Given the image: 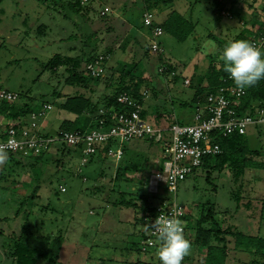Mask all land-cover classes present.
I'll use <instances>...</instances> for the list:
<instances>
[{
  "label": "rangeland",
  "instance_id": "obj_1",
  "mask_svg": "<svg viewBox=\"0 0 264 264\" xmlns=\"http://www.w3.org/2000/svg\"><path fill=\"white\" fill-rule=\"evenodd\" d=\"M121 1L93 0L87 8L72 10L60 0H0V91L19 93L12 102L18 111L45 102L53 105L44 118L37 119L42 134L75 126L63 121L78 116L64 103L72 96L91 95L93 81L86 87L71 85L66 65L48 67L55 54L85 59L111 48L105 75L96 81L111 82V91L118 86L123 71L128 79L136 73L147 74L149 97L142 117L155 127L168 128L174 122L194 121L196 103L192 98L200 79L223 66L218 59L220 52L229 41L240 40L237 35L243 30L238 16L230 19L221 14L223 9L236 10L230 4L233 0L193 1L191 9L174 6L171 11L180 12L194 29L180 40L165 26L160 41L166 52L158 57L145 52L149 42L142 46L124 42L125 28L119 20L114 28H105L104 24L115 18L112 5L119 9ZM104 9L107 16L100 13ZM162 9L163 5L154 11L165 23ZM162 62L172 64L179 74L168 85L169 71L159 72ZM186 76L191 79L188 85L184 83ZM5 101L0 97V106ZM182 101L187 104L182 105ZM246 139L250 149L260 150L253 158L264 162V127L250 128ZM160 144L149 138L125 140L122 159L96 154L84 165L80 164L81 150L62 141L39 156L9 151L8 163L0 168V264H18L16 243L28 234L62 237L57 259L37 255L38 264H157L156 254L151 256L140 246L147 227L138 218L141 210L135 203L143 195L153 204L172 196L197 218L210 212L223 229L264 236V168H245L237 173L226 166L221 173H207L202 165L178 183L175 196L153 195L148 192L146 178L158 159L162 166ZM66 146L69 154L64 156ZM211 225V220L205 223L206 227ZM190 230V264H198L204 260L205 248L195 245L196 232ZM225 242L230 249L228 264H248L253 258L251 252L235 247L233 234H226Z\"/></svg>",
  "mask_w": 264,
  "mask_h": 264
},
{
  "label": "built area",
  "instance_id": "obj_2",
  "mask_svg": "<svg viewBox=\"0 0 264 264\" xmlns=\"http://www.w3.org/2000/svg\"><path fill=\"white\" fill-rule=\"evenodd\" d=\"M135 1L142 4L141 20L149 30L150 52L158 57L164 56L166 49L160 41L165 31L163 26L156 20L154 9L146 7V0ZM80 2L86 5L90 4L91 0H80ZM101 13L104 15L106 11L103 10ZM221 14L229 18L233 17V14L226 9H223ZM250 42L264 53V27L255 32ZM110 57L111 55L106 53H97L86 65L88 74L93 78L104 76ZM168 71L171 76L177 74L167 63L162 62L159 72ZM222 80L223 85L216 92L208 93L203 102L197 101L194 121L190 124L174 123L169 128H160L144 120L142 117L144 102L149 97V89L145 87L140 93L141 98L123 91L117 97L120 108L111 106L99 110L101 115L106 113L111 115L112 123L107 127H104L103 122L106 119L103 118L99 127L87 130L58 129L55 133L42 134L37 119L44 118L53 108L51 103L45 102L37 108H32L26 116L21 114L14 122L5 126L0 125V143L6 144L12 140L14 143L10 152L40 155L49 151L55 142L62 141L81 150L80 164L84 165L96 154L122 159L125 152L122 142L125 140L153 139L161 142L164 159L162 166L149 176L148 192L153 195L168 193L175 196L181 180L202 166L206 159L222 152L219 143L221 138L234 134L243 135L250 128L264 127V103L254 104L250 112L240 111V99L246 95L247 89L241 91L229 75L224 76ZM185 83L189 84V80L186 79ZM0 97L13 102L18 99L19 93L2 89ZM62 190H65V187ZM190 213V210L176 202L172 196L161 199L155 213L144 212L147 231L140 242L141 250L150 252L151 256L157 253L160 242L149 229V225L159 215L178 217L183 222L185 238L189 240L193 237L189 226ZM156 258L157 264H161L157 255ZM182 264H187L186 257Z\"/></svg>",
  "mask_w": 264,
  "mask_h": 264
},
{
  "label": "trees",
  "instance_id": "obj_3",
  "mask_svg": "<svg viewBox=\"0 0 264 264\" xmlns=\"http://www.w3.org/2000/svg\"><path fill=\"white\" fill-rule=\"evenodd\" d=\"M59 0H56L58 2ZM64 1V2H63ZM173 0H146V7L151 9H158L161 5H170ZM201 0H194L197 3ZM64 5L68 6L72 10L87 8L88 5L81 4L80 0H60ZM142 21V20H141ZM164 30L165 26L170 27L176 36L180 40H185L188 35L193 31L194 25L189 23L180 12L173 10L167 17L165 23H160ZM264 27V22L260 25L259 29ZM174 28V29H173ZM257 29V30H259ZM111 48L100 53H106L111 55ZM150 49L146 50L149 53ZM94 52V51H91ZM97 53L85 57V59L79 57L65 56L62 54H55L48 62V67L54 69L61 65H66L70 71V76L67 78V83L74 85H81L86 87L89 85L91 79H96L91 77L86 69L88 62L93 60ZM83 69L79 71V68ZM169 68L173 69V65L169 64ZM86 72V74H85ZM228 74L223 71V66L219 69H211L207 74H205L204 79L198 85L196 94L200 98H196L197 101L203 102L208 93L216 92L223 85V77ZM99 78V77H98ZM145 78L143 76H136L135 74L131 77L125 78V71L122 72V79L118 86L111 91L107 92L106 95V106L103 108H109L111 106H116L120 108L121 105L117 101L118 95L127 91L137 98H141V91L143 90ZM143 84V85H142ZM247 93L245 96L241 97L239 108L240 111L246 112L253 109L254 104L261 105L264 103V79H261L255 86L246 88ZM204 96H201L203 95ZM73 97V96H72ZM69 97L64 103L66 109L72 113H76L78 116L73 120H66L64 123L69 122L75 126L61 127L64 130H87L90 128H95L101 126L102 119L105 118L104 127L109 126L111 122L110 113L100 114L98 102L95 103L90 97H85L83 95H78L76 97ZM15 106L12 102L5 101L0 106V118L14 117L17 119L21 114L27 115L32 109L29 107H23L21 110H15ZM144 111V110H143ZM87 113L95 114V116H88ZM143 114V112H142ZM79 116H82L80 118ZM247 133L243 135L234 134L231 136H226L220 139L219 143L222 148V152L210 159H206L203 166L207 169V173L210 171H216L221 173L226 166H229L233 171L241 173L245 168H264V162L253 158V155L257 156L260 154L259 149H250L247 145L246 139ZM68 145V144H67ZM70 146V145H68ZM66 146L62 150V154L65 156L69 154V147ZM77 149V148H76ZM79 149V148H78ZM42 155V154H40ZM39 156V155H38ZM195 171V170H194ZM145 198L146 209L149 212L155 213L156 206L152 203L147 202V197L145 195L141 196ZM212 209H208V211ZM262 217L264 218V202L261 206ZM210 213V212H208ZM206 214V216H199L198 218L191 212L190 213V223L189 226L196 232L194 237V243L197 246L205 248L204 260L198 264H228L227 259L229 256V247L226 241V234L231 233L235 237V247L240 251H249L252 253L253 258L248 264H264V236L251 235L244 233L239 230H232L230 228L223 229L218 221L214 218L213 214ZM142 220L146 224L144 217ZM211 220L212 225L206 227L205 223ZM147 227V224H146ZM145 237V235L143 236ZM190 240V239H189ZM62 245V237L57 236L52 238L49 235L44 237L37 236L34 234H28L17 241L15 247V259L18 264H38L37 255L44 258H51L56 260L59 255V250ZM190 255V254H189ZM186 256V263L190 264V257Z\"/></svg>",
  "mask_w": 264,
  "mask_h": 264
},
{
  "label": "crops",
  "instance_id": "obj_4",
  "mask_svg": "<svg viewBox=\"0 0 264 264\" xmlns=\"http://www.w3.org/2000/svg\"><path fill=\"white\" fill-rule=\"evenodd\" d=\"M92 1L93 0H91L90 4L92 3ZM99 1H101V0H99ZM193 1L194 0H192V2H191V0H173L170 5H163V9L161 10L164 12V16H165L163 20H165L168 17V15L170 14V11L172 10V8L174 6L178 7V9H180V10L183 8L186 9L187 7H188V9H191L194 5ZM180 3H182L181 7H179ZM230 4H232L236 8V10L233 11V10L228 8V5H226V7L228 8L227 10H229L233 14V17L230 19H235L238 16V18L236 20L238 21L239 25H242L240 27L243 28V30H241V32L237 35V38L240 40L245 39L247 41H250L251 38L253 37V35L255 34V32L257 31V29H259L260 25L262 24V21L264 22V0H233L230 2ZM119 6H120L119 9H116L112 5L111 14L115 15V18H113V20L110 21L109 23L104 24L105 28H114L115 22L119 20L122 28H125L124 42H127L129 46L130 45L135 46L137 44H140V46H142L143 42L148 43L149 42V37H148L149 30L147 27H145L143 25V23L141 21L142 10H143L142 4L135 1V0H122ZM125 10L127 11V13ZM102 11L103 10H101V12ZM105 11H106V14H104V16H107L108 15L107 10H105ZM101 15H103V14L101 13ZM129 18L133 19L132 22L129 21ZM135 20L137 21L136 23H134ZM157 20H158V22H160L159 18H157ZM160 23H162V22H160ZM231 27L232 26H227V28H231ZM97 28H102V27H97ZM163 46H164V44H163ZM149 53H150V51H149ZM262 58H264V57H262ZM173 69L177 72V74L175 76L166 75L167 85H168V82L169 83L172 82L173 80H175L179 76L178 71L176 70V68L174 66H173ZM135 75L136 76H143L144 78H148L147 77L148 75L147 74L145 75V73L143 75L136 73ZM186 79L189 80V84H190L191 79L187 76L184 77V83H185ZM202 80H203V78L200 79L198 84H200L202 82ZM90 81H93L91 83V86H90V91H91L90 98L95 103L100 102V101L103 102L102 105H99L98 110H100L101 108L106 106V95H107V92L109 91V89L112 88V83L109 82V83L101 84L100 81H96V79H91ZM186 85H188V84H186ZM143 87H146L145 81H144ZM201 96H204V94ZM196 98H200V96L198 94H196V92H195V95H193V98H192V102L196 103V101H195ZM186 104H187V102L182 101V105H186ZM73 114H75V113H73ZM87 115L91 116V117L95 116V114H92V113H87ZM160 115H165V113L161 112ZM6 118H8V117H3L2 119L0 118V125L1 126H5L6 124H8L10 122H14V120H15V119L12 120L13 118L7 120ZM74 118L75 117H70V116L65 117L63 121H66V120L73 121ZM25 119L28 120V118H25ZM174 123H172V124H174ZM176 123H178V122H176ZM170 126H168V128ZM159 151H160L162 159H164L162 152H161L162 151L161 144L159 147ZM159 162H160V160L158 159V161H156L152 165V168L149 171L147 178H146V185L148 184V179H149L150 174L153 171H155L161 167V166H159ZM147 202L151 203L149 198H147ZM144 204H145V198L144 197H141L139 199V201H137L135 203L136 209L137 210L139 209V211L141 210L140 216L138 217L141 221H143L142 217L144 215V212L147 211V209H145L146 205L144 206ZM157 204H153V205H157Z\"/></svg>",
  "mask_w": 264,
  "mask_h": 264
},
{
  "label": "clouds",
  "instance_id": "obj_5",
  "mask_svg": "<svg viewBox=\"0 0 264 264\" xmlns=\"http://www.w3.org/2000/svg\"><path fill=\"white\" fill-rule=\"evenodd\" d=\"M264 53L247 40L229 41L218 59L223 62V71L241 90L255 86L264 79ZM14 141L0 143V168L9 161V150ZM149 229L160 242L156 253L161 264H182L190 254L192 245L185 238L183 222L176 216L159 215Z\"/></svg>",
  "mask_w": 264,
  "mask_h": 264
}]
</instances>
